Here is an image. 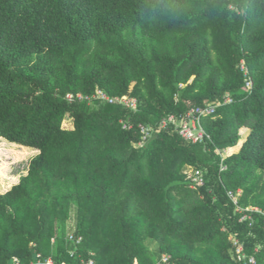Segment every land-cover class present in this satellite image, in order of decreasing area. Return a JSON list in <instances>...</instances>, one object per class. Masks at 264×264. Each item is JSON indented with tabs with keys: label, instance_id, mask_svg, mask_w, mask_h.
Listing matches in <instances>:
<instances>
[{
	"label": "trees",
	"instance_id": "trees-1",
	"mask_svg": "<svg viewBox=\"0 0 264 264\" xmlns=\"http://www.w3.org/2000/svg\"><path fill=\"white\" fill-rule=\"evenodd\" d=\"M216 103L200 142L159 127ZM0 139L37 151L0 264H244L234 233L264 264V0H0Z\"/></svg>",
	"mask_w": 264,
	"mask_h": 264
},
{
	"label": "built area",
	"instance_id": "built-area-1",
	"mask_svg": "<svg viewBox=\"0 0 264 264\" xmlns=\"http://www.w3.org/2000/svg\"><path fill=\"white\" fill-rule=\"evenodd\" d=\"M242 66V65H241ZM242 68L244 69V66H242ZM78 97L80 98L81 96L78 95ZM67 98L71 99L72 95L71 94H67ZM93 98H96L97 100H102V101H107L108 103H118V104H122L124 106L130 107L131 109H135L137 107V100L134 96H130L128 94H123L120 96H109L106 92L102 91V90H97L95 92V94L93 95ZM220 103H216V104H208L204 107H192L190 109L187 110V112L182 115L181 117L177 118L174 115H168L166 118H163L160 123H159V127L160 128H164L166 127L168 124H173V129L176 131H178V133L181 135L182 138L191 141V142H200L203 140L204 137V130L202 129L201 125H200V119L201 117L207 116L212 114L215 111V108L217 105H219ZM142 131H145V129L143 128ZM187 178L191 179L192 184L191 187H197V186H201L203 183V178L202 175L199 171H192L189 170L187 172ZM230 197L233 199V201L236 203L237 202V198L238 195L240 193V190L236 191V194L229 191L228 192ZM237 210L241 211L239 207H237ZM247 211H254V212H261L264 214V211L260 210V208L258 207H248L246 208ZM244 218H250V215H248L247 213L243 214V216L241 217V219ZM70 239H73V236L70 235L69 236ZM80 239V238H79ZM79 239H77V241H79ZM229 239L232 241L233 246L235 247L234 249V259L236 261H240L244 264H254L255 263V259H253L252 256H247L244 252L243 249V244L241 241H239L237 235L231 234L229 236ZM169 256L167 255H162L160 262L167 264L168 263V259ZM48 264H53L51 262V260L47 261Z\"/></svg>",
	"mask_w": 264,
	"mask_h": 264
},
{
	"label": "rangeland",
	"instance_id": "rangeland-1",
	"mask_svg": "<svg viewBox=\"0 0 264 264\" xmlns=\"http://www.w3.org/2000/svg\"><path fill=\"white\" fill-rule=\"evenodd\" d=\"M65 128L71 127V120L65 119L62 123ZM236 150L235 147L225 150L226 155ZM37 151L26 149L24 146L8 143L0 139V192L8 190L18 181L21 174L26 172V163ZM74 224L71 220L70 225ZM69 226V224H68Z\"/></svg>",
	"mask_w": 264,
	"mask_h": 264
}]
</instances>
